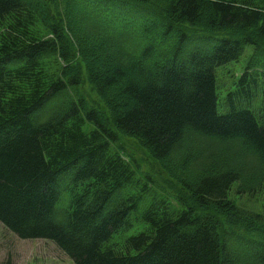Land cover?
I'll list each match as a JSON object with an SVG mask.
<instances>
[{"label":"trees","instance_id":"1","mask_svg":"<svg viewBox=\"0 0 264 264\" xmlns=\"http://www.w3.org/2000/svg\"><path fill=\"white\" fill-rule=\"evenodd\" d=\"M249 45L219 113L217 68ZM263 120L264 0H0V223L74 264H264V220L239 226L228 199L264 187Z\"/></svg>","mask_w":264,"mask_h":264},{"label":"rangeland","instance_id":"2","mask_svg":"<svg viewBox=\"0 0 264 264\" xmlns=\"http://www.w3.org/2000/svg\"><path fill=\"white\" fill-rule=\"evenodd\" d=\"M190 32H196L195 29H189ZM203 32H199L202 34ZM217 34L225 35L224 31ZM255 46H247L238 61L228 63L225 66L217 68L218 95H219V113H226L225 95L233 86V83L242 76L251 58L254 55ZM81 89L87 100L94 106H101V100L89 84H84ZM256 106L261 105V100L256 101ZM103 105V102H102ZM264 122V120H263ZM115 136L122 148L123 155L127 157L143 175H149L161 189L167 192L170 198L183 200L185 206L194 202L193 196L186 192L182 186L170 175L165 172L162 165L153 159L148 151L134 138L127 137L118 131H114ZM166 170L169 171L166 163ZM181 175L179 169L173 170ZM238 185L233 187L229 194L230 204L233 206V212L240 215V219L234 218V221L241 227H245L244 221L251 224L252 215H257L264 220V187L254 194H241ZM241 194V195H240ZM216 221L218 220L219 230L227 229L229 220L233 219L232 214L228 216L218 213L212 214L207 211ZM247 217V220L244 218ZM264 227V225H263ZM138 231L131 230L128 236L135 235ZM126 235V236H127ZM127 236V237H128ZM0 264H74V262L64 254L54 243L47 240H23L7 230L0 223Z\"/></svg>","mask_w":264,"mask_h":264}]
</instances>
